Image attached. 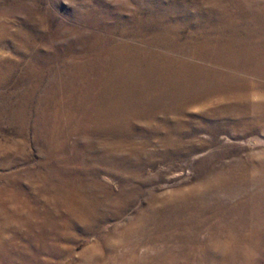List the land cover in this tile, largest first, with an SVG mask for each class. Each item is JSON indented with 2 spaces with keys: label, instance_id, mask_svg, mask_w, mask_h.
<instances>
[{
  "label": "rangeland",
  "instance_id": "1",
  "mask_svg": "<svg viewBox=\"0 0 264 264\" xmlns=\"http://www.w3.org/2000/svg\"><path fill=\"white\" fill-rule=\"evenodd\" d=\"M0 264H264V0H0Z\"/></svg>",
  "mask_w": 264,
  "mask_h": 264
}]
</instances>
